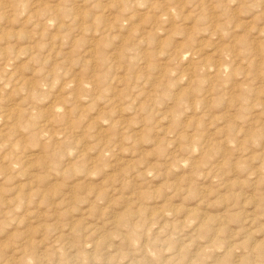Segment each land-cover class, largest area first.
<instances>
[{
  "label": "rangeland",
  "instance_id": "1",
  "mask_svg": "<svg viewBox=\"0 0 264 264\" xmlns=\"http://www.w3.org/2000/svg\"><path fill=\"white\" fill-rule=\"evenodd\" d=\"M36 263L264 264V0H0V264Z\"/></svg>",
  "mask_w": 264,
  "mask_h": 264
},
{
  "label": "bare ground",
  "instance_id": "2",
  "mask_svg": "<svg viewBox=\"0 0 264 264\" xmlns=\"http://www.w3.org/2000/svg\"><path fill=\"white\" fill-rule=\"evenodd\" d=\"M253 50H254V49H253ZM214 62H215V61H214ZM218 69H219V68H218ZM190 70H191V69H190ZM215 71H217V70H215ZM190 74H191V73H190ZM192 78H194V77H192ZM199 101H200V100H199ZM189 120H190V119H189ZM220 164H221V163H220ZM211 170H212V169H211ZM132 190H133V189H132ZM133 191H134V190H133ZM130 192H131V191H130ZM141 192H142V191H141ZM129 196H130V195H129ZM142 197H143V196H142ZM131 199H132V198H131ZM64 200H65V199H64ZM122 200H123V199H122ZM136 200H137V199H136ZM136 200H135V201H136ZM167 200H168V199H167ZM117 201H118V200H117ZM143 201H144V200H143ZM153 201H154V200H153ZM64 202H65V201H64ZM64 202H62V203H64ZM123 202H124V201H123ZM62 203H61V204H62ZM133 203H134V202H133ZM147 203H148V202H147ZM140 204H141V203H140ZM140 204H139V206H140ZM50 205H51V204H50ZM62 205H64V204H62ZM132 205H133V204H132ZM136 206H137V205H136ZM139 206H138L137 208H139ZM163 206H164V205H163ZM165 206H167V205H165ZM140 207H141V206H140ZM151 207H152V206H151ZM154 207L156 208V206H153V208H154ZM170 207H171V206H170ZM141 208H142V207H141ZM143 208H144V207H143ZM157 208H158V207H157ZM165 208L167 209V207H165ZM165 208H164V209H165ZM131 209H132V208H131ZM131 209H130V210H131ZM151 209H152V208H151ZM166 209H165V210H166ZM137 210H138V209H137ZM148 210H149V209H148ZM51 211H52V210H51ZM113 211H114V210H113ZM125 211H126V210H125ZM132 211H134V213H135L136 210H131V212H132ZM156 211H160V210L156 209ZM167 211H169V210L167 209ZM122 212H123V211H122ZM139 212H140V211H139ZM152 212H153V210H151V213H152ZM170 212H171V210H170ZM116 213H117V212H116ZM155 213H156V212H155ZM175 213H176V212H175ZM127 214H128V213H126L125 217L129 215V214H128V215H127ZM132 214H133V213H132ZM132 214H131V215H132ZM138 214H139V213H138ZM142 214H143V211H142ZM144 214H145V213H144ZM167 214H168V213H167ZM31 215H32V214H31ZM39 215H40V214H39ZM59 215H60V214H59ZM121 215H122V214H121ZM135 215H137V214H135ZM140 215H141V214H140ZM151 215H152V214H151ZM153 215H154V214H153ZM163 215H165V214H163ZM199 215H200V214H199ZM110 216H111V214H110ZM141 216H142V215H141ZM141 216H139V217H141ZM147 216H148V215H147ZM177 216H178V215H177ZM36 217H37L36 219H38V216H37V215H36ZM39 217H40V216H39ZM106 217H107V216H106ZM111 217H112V216H111ZM118 217H119V216H118ZM122 217H123V216H122ZM137 217H138V216H137ZM157 217H158V216H157ZM157 217H156V218H157ZM197 217H198V216H197ZM120 218H121V217H120ZM131 218H132V217H131ZM131 218H129V219H131ZM149 218H150V217H149ZM149 218H148V219H149ZM163 218H164V217H163ZM139 219H140V218H139ZM26 220H27V219H26ZM28 220H29V219H28ZM74 220H75V219H74ZM120 220H122V219H120ZM116 221L118 222V220H116ZM146 221H147V219H146ZM146 221H145V222H146ZM153 221H154V220H153ZM29 222H30V221H29ZM32 222H33V221H32ZM156 222H157V221H156ZM204 222H205V221H204ZM207 222H208V221H207ZM207 222H206V223L200 222V223H203V224L206 225ZM68 223H69V222H68ZM70 223H71V222H70ZM41 224H43V223H41ZM63 224H64V223H63ZM118 224H119V223H118ZM39 225H40V224H38V226H39ZM78 225H79V224H78ZM130 225H131V224H130ZM163 225H164V224H163ZM198 225H199V224H198ZM205 225H204V226H205ZM61 226H62V224H61ZM121 226H122V225H121ZM124 226H125V225H124ZM126 226H127V225H126ZM220 226H221V225H220ZM220 226H219V227H220ZM36 227H37V226H36ZM39 227H40V226H39ZM39 227H38V229H39ZM163 227H164V226H163ZM202 227H203V225H202ZM202 227H201V228H202ZM205 227H206V226H205ZM47 228H48V227H47ZM58 228H59V227H57L56 229H58ZM148 228H149V227H148ZM206 228L208 229V228H210V227L207 226ZM34 229H35V228H34ZM40 229H41V228H40ZM44 229H46V228H44ZM48 229H49V228H48ZM199 229H200V228H199ZM204 229H205V228H204ZM218 229H219V228H218ZM61 230H62V229H61ZM76 230H77V229H76ZM84 230H86V229L84 228ZM84 230H83V231H84ZM87 230H88V229H87ZM87 230H86V231H87ZM130 230L132 231V230H134V229H133V228H132V229L130 228ZM145 230H146V229H145ZM205 230H206V229H205ZM41 231H43V229H41ZM70 231L73 232V229L71 228ZM74 231H75V230H74ZM86 231H85V232H86ZM88 231H89V230H88ZM113 231H114V230H113ZM115 231H116V230H115ZM194 231H195V230H194ZM197 231H198V230H197ZM201 231H202V229H201ZM210 231H211L212 234H213V231H214V230H213V231L210 230ZM217 231H220V229H219V230L216 229V233H217ZM34 232H35V231H34ZM44 232H45V230H44ZM116 232H117V231H116ZM127 232H128V231H127ZM133 232H135V231H133ZM199 232H200V230H199ZM38 233H40V232H38ZM56 233H57V232H56ZM60 233H62V232L60 231ZM77 233H78V232H77ZM130 233H131V232H130ZM154 233H155V232H154ZM41 234H42V232H41ZM62 234H63V233H62ZM69 234H70V233H69ZM75 234H76V233H74L73 235H75ZM79 234H80V233H79ZM84 234H86V233H84ZM93 234H96V233L93 232ZM116 234H118V233H116ZM121 234H122V233H121ZM198 234H199V233H198ZM207 234H208V233H207ZM64 235H65V234H64ZM64 235H63V237H64ZM76 235H77V234H76ZM80 235H81V234H80ZM89 235H90V234H89ZM113 235H114V234H113ZM118 235H120V232H119ZM133 235H134V234H133ZM135 235L137 236L136 233H135ZM191 235H192V234H191ZM213 235H214V234H213ZM42 236H43V235H42ZM42 236H39V237H42ZM44 236H45V235H44ZM59 236H60V238H61L62 235L60 234ZM65 236H66V235H65ZM67 236H68V235H67ZM85 236H86V235H85ZM92 236H94V235H92ZM130 236H131V234H129V237H130ZM138 236H140V235H138ZM189 236H190V235H189ZM196 236H197V235H196ZM25 237H26V236H25ZM52 237H53V235H52ZM52 237H51V238H52ZM63 237H62V238H63ZM69 237H70V235H69ZM79 237H80V236H79ZM82 237H83V236H82ZM125 237H126V235H125ZM134 237H135V236H134ZM134 237H133V239H135ZM187 237H188V236H187ZM26 238H27V237H26ZM28 238H29V237H28ZM57 238H59V237H57ZM57 238H56V239H57ZM67 238H68V237H67ZM67 238H66V239H67ZM85 238H86V237H85ZM98 238H99V236H98ZM126 238H127V237H126ZM139 238H141V237H139ZM150 238H151V237H150ZM190 238H192V237H190ZM124 239H125V238H124ZM142 239H143V238H142ZM35 240H36V239H35ZM37 240H38V239H37ZM40 240H41V239H40ZM129 240H130V238H129ZM214 240H215V238H214ZM29 241H30V240H29ZM33 241H34V240H33ZM67 241H69V240H67ZM72 241H73V240H72ZM130 241H131V240H130ZM137 241H138V240H137ZM141 241H142V240H141ZM146 241H147V240H146ZM152 241H153V240H152ZM218 241H219V239H218ZM24 242H25V241H24ZM37 242L39 243L40 241L38 240ZM65 242H66V241H65ZM70 242H71V241H70ZM143 242H144V240H143ZM204 242H205V241H204ZM28 243H29V242H28ZM33 243H34V242H33ZM35 243H36V242H35ZM40 243H41V242H40ZM50 243H51V242H50ZM57 243H59V240H58ZM67 243H68V242H67ZM99 243H100V241H99ZM132 243H133V242H132ZM147 243H149V242H147ZM213 243H214V242H213ZM231 243H232V242H231ZM42 244L44 245L43 242H42ZM65 244H66V243H65ZM65 244H64V245H65ZM72 244H73V243H72ZM72 244L69 243V245H72ZM95 244L98 245V242L96 241ZM122 244H123V243H122ZM186 244H187V243H186ZM18 245H20V244H18ZM38 245H39V244H38ZM62 245H63V244H62ZM62 245H61V246H62ZM67 245H68V244H67ZM73 245H74V244H73ZM84 245H85V244H84ZM84 245H83V246H84ZM97 245H96V246H97ZM100 245H101V243H100ZM127 245H128V244H127ZM131 245H133V244H131ZM140 245H141V244H140ZM140 245H139V246H140ZM26 246H27V245H26ZM39 246H40V245H39ZM58 246H59V245H58ZM85 246H88V244L85 245ZM143 246H144V245H143ZM143 246L141 245V247H143ZM155 246H156V245H155ZM185 246H186V245H185ZM191 246H192V245H191ZM197 246H199V244H198ZM40 247H42V246H40ZM44 247H46V245H45ZM44 247H43V249H45ZM55 247H56V246H55ZM63 247H64V246H63ZM67 247H68V246H67ZM71 247H75V246H71ZM127 247H128V246H127ZM151 247H152V245H151ZM174 247H175V246H174ZM180 247H181V246H180ZM204 247H205V246H204ZM23 248H25V247H23ZM30 248H31V247H30ZM34 248H35V247H34ZM69 248H70V247H69ZM94 248H95V247H94ZM200 248H201V247H200ZM212 248H213V246H212ZM20 249H21V248H20ZM26 249H28V248H26ZM38 249H39V248H38ZM66 249H68V248H66ZM70 249H73V248H70ZM141 249H142V248H141ZM143 249H144V248H143ZM184 249H185V248H184ZM196 249H197V248H196ZM209 249H211V248H209ZM46 250H47V248L45 249V251H46ZM51 250H52V249H51ZM94 250H96V249H94ZM227 250H228V249H227ZM243 250H244V249H243ZM26 251H27V250H26ZM58 251H59V250H58ZM68 251H69V250H68ZM18 252H19V251H18ZM144 252H145V251H144ZM224 252H225V251H224ZM16 253H17V251H16ZM45 253H46V252H45ZM59 253H60V252H59ZM202 253H203V252H202ZM215 253H216V251H215ZM227 253H228V252H227ZM54 254H55V253H54ZM142 254H143V253H142ZM144 254H145V253H144ZM170 254H171V253H170ZM186 254H187V253H186ZM208 254H209V253H208ZM225 255H226V254H225ZM228 255H229V254H228ZM231 255H232V254H231ZM48 256H49V255H48ZM201 256H202V255H201ZM201 256H200V258H202ZM52 257L54 258V255H53ZM173 257H174V256H173ZM224 257H225V256H224ZM13 258H14V257H13ZM15 258H16V257H15ZM47 258H48V257H47ZM162 258H163V257H162ZM169 258H170V257H169ZM177 258H178V257H177ZM194 258H195V257H194ZM209 258H210V257H209ZM217 258H218V257H217ZM58 259H59V258H58ZM170 259H171V258H170ZM172 259H173V258H172ZM236 259H237V258H236ZM243 259H244V257H243ZM243 259H242V260H243ZM37 260H38V259H37ZM44 260H45V259H44ZM155 260H156V259H155ZM161 260H162V259H161ZM175 260H177V259H175ZM190 260H191V259H190ZM197 260H198V259H197ZM245 260H246V258H245ZM46 261H47V260H46ZM57 261H58V260H57ZM206 261H208V260H206ZM222 261H224V260H222ZM235 261H236V260H235ZM246 261H247V260H246ZM168 262H169V261H168ZM195 262H196V261H195ZM216 262H217V261H216ZM244 262H245V261H244ZM11 263H12V262H11ZM221 263H222V262H221ZM229 263H230V262H229ZM36 264H40V263H36ZM51 264H52V263H51ZM119 264H120V263H119ZM216 264H217V263H216ZM240 264H241V263H240Z\"/></svg>",
  "mask_w": 264,
  "mask_h": 264
}]
</instances>
